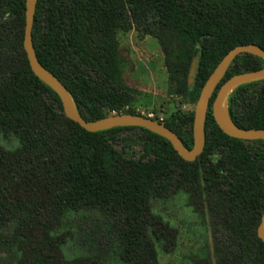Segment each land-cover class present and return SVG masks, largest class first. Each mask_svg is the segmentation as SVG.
Segmentation results:
<instances>
[{
    "label": "trees",
    "instance_id": "1",
    "mask_svg": "<svg viewBox=\"0 0 264 264\" xmlns=\"http://www.w3.org/2000/svg\"><path fill=\"white\" fill-rule=\"evenodd\" d=\"M25 10V0H0V252L19 254L16 264H160L159 253L175 252L180 232L154 203L184 195L208 225L210 240L181 264H264L257 235L264 140L225 134L212 113L216 92L205 148L193 162L141 127L84 130L29 65ZM133 29L158 40L169 94L196 104L231 49H264V0H38L32 32L37 57L67 87L84 119L141 114L132 107L136 94L125 83L119 52V34ZM262 67L264 59L240 54L220 85ZM228 110L238 127L264 129V80L236 88ZM193 117L176 111L155 120L190 150ZM125 131L136 134L124 137ZM11 135L18 144L9 149L1 140ZM68 220L76 223L69 239L83 251L71 258L63 252Z\"/></svg>",
    "mask_w": 264,
    "mask_h": 264
},
{
    "label": "water",
    "instance_id": "2",
    "mask_svg": "<svg viewBox=\"0 0 264 264\" xmlns=\"http://www.w3.org/2000/svg\"><path fill=\"white\" fill-rule=\"evenodd\" d=\"M38 0H25V29L23 46L29 65L34 74L59 96L65 115L88 132H99L116 127H141L170 141L176 152L186 161L193 162L203 153L206 143L205 122L212 102L213 117L219 128L228 136L241 140H264V129L240 128L230 119L228 98L241 85L264 80V67L259 70L243 72L232 76L221 84L233 60L240 54L248 53L264 59V49L256 44L238 45L231 49L215 67L203 85L194 110L192 134L193 147L185 148L180 137L162 122L143 114L114 113L96 120L84 119L63 82L47 69L38 59L33 42V24ZM219 87V89H218ZM227 109V115L224 113ZM257 235L264 243V211L257 228Z\"/></svg>",
    "mask_w": 264,
    "mask_h": 264
},
{
    "label": "rangeland",
    "instance_id": "3",
    "mask_svg": "<svg viewBox=\"0 0 264 264\" xmlns=\"http://www.w3.org/2000/svg\"><path fill=\"white\" fill-rule=\"evenodd\" d=\"M118 37L124 80L136 94V100L132 104L134 109L158 120H163L176 111L194 112L196 104L187 103L184 98L169 94L170 76L164 64L162 48L156 38L152 36L141 38L136 29L126 33L121 32ZM196 59L197 56L193 63L191 81L196 68ZM135 134L134 131H125L122 136L132 137ZM1 144L12 149L18 142L11 135L3 138ZM154 211L180 232L176 251L171 254L159 253L160 264H181L185 254L195 251L205 240H210L208 225L202 224L187 206L184 195L174 197L167 202L154 203ZM75 224L72 220L64 223L65 226H70V231L66 233L68 239L74 233ZM66 243L63 252L67 258L83 254V251L70 239ZM19 257L16 253L0 252V264H16Z\"/></svg>",
    "mask_w": 264,
    "mask_h": 264
},
{
    "label": "bare ground",
    "instance_id": "4",
    "mask_svg": "<svg viewBox=\"0 0 264 264\" xmlns=\"http://www.w3.org/2000/svg\"><path fill=\"white\" fill-rule=\"evenodd\" d=\"M224 113H225V115H227V109H226V107H224Z\"/></svg>",
    "mask_w": 264,
    "mask_h": 264
},
{
    "label": "built area",
    "instance_id": "5",
    "mask_svg": "<svg viewBox=\"0 0 264 264\" xmlns=\"http://www.w3.org/2000/svg\"><path fill=\"white\" fill-rule=\"evenodd\" d=\"M149 117H151V116H149ZM152 118V117H151Z\"/></svg>",
    "mask_w": 264,
    "mask_h": 264
},
{
    "label": "crops",
    "instance_id": "6",
    "mask_svg": "<svg viewBox=\"0 0 264 264\" xmlns=\"http://www.w3.org/2000/svg\"><path fill=\"white\" fill-rule=\"evenodd\" d=\"M136 100V99H135ZM135 102V101H134Z\"/></svg>",
    "mask_w": 264,
    "mask_h": 264
}]
</instances>
